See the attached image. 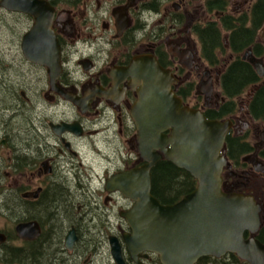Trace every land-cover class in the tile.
Listing matches in <instances>:
<instances>
[{
  "label": "flooded vegetation",
  "instance_id": "obj_1",
  "mask_svg": "<svg viewBox=\"0 0 264 264\" xmlns=\"http://www.w3.org/2000/svg\"><path fill=\"white\" fill-rule=\"evenodd\" d=\"M43 1L52 11L48 28L55 41L49 40V49L33 37L23 42L35 24L33 15L0 8L11 20L0 48V196L6 211L19 216L11 232L0 228V264H115L111 239L124 264H161L150 251L131 258L123 241L131 230L121 213L132 201L106 186L116 173L144 164L130 113L141 85L129 67L148 56L174 75L171 88L182 105L207 119L230 120L227 136L248 143L235 160L225 140L221 190L250 196L263 210L264 116L254 117L249 107L264 85V74L251 62L258 60L264 72V0ZM244 30L256 48L234 54L227 41ZM213 34L224 42L227 59L220 52L206 58L201 40ZM169 50L185 60L189 56V64L180 65ZM26 54H47L48 61ZM235 60L249 64L259 80L227 99L222 73ZM227 101L235 102L234 110L213 116ZM163 160L162 155L158 162ZM178 169L184 186L188 172ZM185 187L172 203L187 194ZM31 221L38 225L37 236L19 238L15 226Z\"/></svg>",
  "mask_w": 264,
  "mask_h": 264
},
{
  "label": "water",
  "instance_id": "obj_2",
  "mask_svg": "<svg viewBox=\"0 0 264 264\" xmlns=\"http://www.w3.org/2000/svg\"><path fill=\"white\" fill-rule=\"evenodd\" d=\"M0 7L35 17L24 43L33 37L49 49V40L55 41L54 32L48 28L52 11L49 14L45 1L0 0ZM169 52L178 57L180 65L189 64V56L185 60L182 54ZM26 56L43 64L48 61L47 54ZM251 62L258 75H263L262 64L255 59ZM129 70L141 85L130 113L144 164L116 173L106 186L132 201L121 213L131 230L123 235L131 258L136 260L138 253L150 251L159 256L161 264H194L200 257L233 253L248 264H264V243L254 236L261 225L262 206L250 196L221 190V171L227 162L224 143L231 121L207 119L201 110L182 105L171 88L176 78L154 57L133 61ZM207 90L206 98L210 95ZM161 154L196 180L194 189L172 204L160 203L151 193L150 169ZM15 232L19 238L32 239L39 229L35 221L22 222L15 226ZM110 241L115 264H124L118 242Z\"/></svg>",
  "mask_w": 264,
  "mask_h": 264
},
{
  "label": "trees",
  "instance_id": "obj_3",
  "mask_svg": "<svg viewBox=\"0 0 264 264\" xmlns=\"http://www.w3.org/2000/svg\"><path fill=\"white\" fill-rule=\"evenodd\" d=\"M233 32V31H232ZM236 37L228 39L227 44L230 50L235 54L251 47V50L256 48L252 45L251 40L247 36V31L234 33ZM202 48L207 59L216 58V53L220 52L226 59L228 54L224 51L225 46L221 38L215 36V34L206 36L201 40ZM232 53V54H233ZM222 85L221 90L223 95L227 99H234L242 94L247 85L255 83L259 80L257 74L253 68L244 62L233 61L230 66L222 73ZM188 93V92H187ZM252 104L249 107V112L254 117L264 116V85L256 90L252 98ZM234 101H227L222 104L219 111L214 112L213 116H222L225 113H230L234 110ZM226 143L228 146V156L237 159V155L244 154L248 151V143L236 140L232 136L226 137ZM179 169L173 164L160 161L158 162L151 171V193L154 195L162 204H170L172 196L186 187L185 193L190 192L196 185V180L188 173L187 182L182 186L184 176L178 172ZM181 171V170H180ZM256 238L261 242H264V223L260 227L256 234ZM14 250V249H13ZM231 259L226 258L219 260H207V258H201L196 264H248L246 261L239 259L236 255L231 254Z\"/></svg>",
  "mask_w": 264,
  "mask_h": 264
},
{
  "label": "rangeland",
  "instance_id": "obj_4",
  "mask_svg": "<svg viewBox=\"0 0 264 264\" xmlns=\"http://www.w3.org/2000/svg\"><path fill=\"white\" fill-rule=\"evenodd\" d=\"M10 21H11L10 17L6 15L5 16L0 15V48L3 47L5 40L9 36V30H8L7 24H9ZM6 205L8 206V200H7ZM9 205L12 207L14 205L13 196H11L9 200ZM4 206L5 205H4L3 197L0 196V208L3 210L2 213H0V228H4L5 230L11 232L13 225L16 223L14 222V220L19 216H16L15 214H13L12 211L7 212Z\"/></svg>",
  "mask_w": 264,
  "mask_h": 264
}]
</instances>
